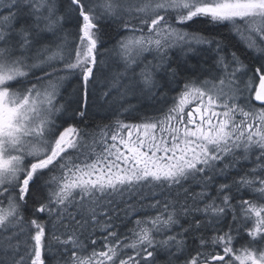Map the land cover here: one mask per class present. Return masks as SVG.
Wrapping results in <instances>:
<instances>
[{"label":"snow or ice","instance_id":"snow-or-ice-1","mask_svg":"<svg viewBox=\"0 0 264 264\" xmlns=\"http://www.w3.org/2000/svg\"><path fill=\"white\" fill-rule=\"evenodd\" d=\"M0 264H264V0H0Z\"/></svg>","mask_w":264,"mask_h":264},{"label":"trees","instance_id":"trees-1","mask_svg":"<svg viewBox=\"0 0 264 264\" xmlns=\"http://www.w3.org/2000/svg\"><path fill=\"white\" fill-rule=\"evenodd\" d=\"M120 34V29L117 27H107L103 30L102 42L107 47L111 48L114 42L117 40ZM221 38L224 39L225 43L229 45V47H235V49H239V44L236 39L229 35V32L225 29L221 32ZM243 56V55H241ZM106 64L111 65L113 56L110 53L105 54ZM251 57L249 56V61ZM137 72L139 68L136 69ZM105 73L108 71V68L102 69ZM78 89V86H75ZM169 95H175V93H169ZM117 97L116 100L113 101L111 105H106L103 100L99 98V95L95 98H89L90 104V119L88 121L89 124H92L93 127L99 126L102 124L115 127L116 120L119 118L125 123H140L141 119L145 115H152L156 113V110L161 106V101L149 95L143 96H129L126 99H119V90H112L110 93V97ZM75 98V94H74ZM131 102L136 106L137 111L133 113L123 112L121 113V106L126 105ZM112 131V129H111ZM128 227H131L129 224Z\"/></svg>","mask_w":264,"mask_h":264},{"label":"rangeland","instance_id":"rangeland-1","mask_svg":"<svg viewBox=\"0 0 264 264\" xmlns=\"http://www.w3.org/2000/svg\"><path fill=\"white\" fill-rule=\"evenodd\" d=\"M230 35V34H229ZM231 36V35H230ZM231 37H233V38H235L234 36H231ZM236 39V38H235ZM236 41H237V43L239 44V49H235V47H232L233 48V50H238V54H240V55H244L245 54V50H244V47H243V44L242 43H240L239 41H238V39H236ZM75 88V87H74ZM114 90H117V89H114ZM128 124H135V123H128ZM99 127L100 128H105V129H107L108 131H109V133H111L112 131H114V128H112L111 126H107V125H104V124H102V126L101 125H99ZM111 129H112V131H111ZM162 259H163V257H161Z\"/></svg>","mask_w":264,"mask_h":264}]
</instances>
